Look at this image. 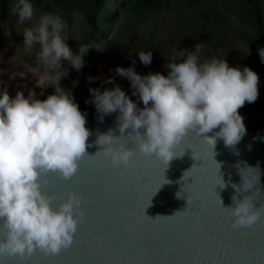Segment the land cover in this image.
Returning a JSON list of instances; mask_svg holds the SVG:
<instances>
[{
	"label": "clouds",
	"instance_id": "1",
	"mask_svg": "<svg viewBox=\"0 0 264 264\" xmlns=\"http://www.w3.org/2000/svg\"><path fill=\"white\" fill-rule=\"evenodd\" d=\"M13 11L20 23L34 15L28 0H18ZM64 27L60 16L46 14L23 32L25 52L39 45L38 66H29L28 71L36 75L43 68L54 94L40 100L28 99L21 92L14 97L6 91L0 93V227L4 230L0 256L24 258L36 250L59 254L73 244L83 216L80 196L68 192L65 200L54 208L55 198L43 191L47 184L44 177L49 173L71 179L78 171L79 162L89 156L87 149L93 146L88 143L92 133L85 126L86 115L74 102L71 92L60 86L61 79L68 75L64 62L79 71L92 46L80 45L74 53L61 34ZM200 49L201 44H197L195 51H189L186 56L181 51V57L186 58L169 63L167 76L159 72L141 76L131 67H117L116 72L130 80L133 95H138L143 108L118 85L103 92L90 89L101 120L104 115L119 112L116 117L119 135L112 129L97 132L94 144L100 150L95 155L108 159L116 168H130L137 154L155 156L166 169L170 161L183 156L184 153L178 156L176 149L192 134L212 150L218 139L226 147L239 143L246 127L238 110L245 102L252 103L258 98L259 77L248 67H230L225 59L213 58L201 63L197 55ZM260 55L264 60V49ZM138 56L145 66L151 64V51H141ZM129 142L135 146L129 147ZM237 168L241 182L231 185L236 193L232 196L234 206L223 208L230 210L233 228L251 227L264 217V205L256 208L250 196L238 197L254 187L253 179L259 182L261 173L258 178L250 179L247 173L253 167L242 168L238 164ZM220 182L219 187L225 188L221 175ZM177 197L182 198L180 192ZM218 197L222 206L223 201Z\"/></svg>",
	"mask_w": 264,
	"mask_h": 264
},
{
	"label": "water",
	"instance_id": "2",
	"mask_svg": "<svg viewBox=\"0 0 264 264\" xmlns=\"http://www.w3.org/2000/svg\"><path fill=\"white\" fill-rule=\"evenodd\" d=\"M118 115L117 111L101 120L99 113L86 119L92 133L88 143L93 146L71 179L55 173L44 177L43 191L55 198L54 208L68 192L82 198L83 216L73 244L56 255L36 250L24 258L0 256V264H264V217L251 227L233 228L234 218L223 208L234 206L231 185L241 182L238 164L254 168L247 173L250 179L261 173L259 182L253 179L254 187L238 198L248 195L254 207L264 205V137L245 126L246 134L234 147L218 139L212 150L192 134L176 149L183 156L166 169L155 156L140 154L130 168H116L95 155L100 148L94 141L97 132L109 129L119 135ZM178 211L182 212L172 216ZM3 232L0 227V237Z\"/></svg>",
	"mask_w": 264,
	"mask_h": 264
},
{
	"label": "trees",
	"instance_id": "3",
	"mask_svg": "<svg viewBox=\"0 0 264 264\" xmlns=\"http://www.w3.org/2000/svg\"><path fill=\"white\" fill-rule=\"evenodd\" d=\"M28 2L33 5L34 15L20 23L13 11L18 0H0V60L6 61L8 49L16 47L18 71L28 73L29 66L37 67L39 45L25 52L23 32L37 24L43 15L60 16L65 25L61 34L74 53L80 45L92 46L79 71L69 65L74 72L69 91L86 119L99 114L90 89L108 90L97 78L99 66L112 82L121 85L127 96L134 97L130 80L120 76L117 67H131L141 76L156 72L167 76L170 70L165 69V63L181 62L186 58L181 57V51L186 56L201 44L199 62L213 58L241 60V69L248 67L258 75V98L252 103L245 102L238 111L245 126L264 137V60L260 55L264 49V0ZM141 51H151L150 65L145 66L139 60ZM7 70L13 69L7 65ZM36 92L43 97L40 89L36 88Z\"/></svg>",
	"mask_w": 264,
	"mask_h": 264
},
{
	"label": "rangeland",
	"instance_id": "4",
	"mask_svg": "<svg viewBox=\"0 0 264 264\" xmlns=\"http://www.w3.org/2000/svg\"><path fill=\"white\" fill-rule=\"evenodd\" d=\"M16 52V47H12L8 49L6 53L7 56L5 59L8 62L0 60V93L6 91L10 96L14 97L17 92H21L28 99L40 100H44L48 95L54 94L55 89L49 84L46 78L45 70L43 68L41 69L42 71L36 75H33L30 72L21 73L20 71H18L19 69L17 70L18 65L15 61L17 54ZM33 54H36V52H33ZM171 62L173 61L164 64L165 69L170 70L167 65ZM227 63L230 67H238L241 69V60L236 61V59H231L227 61ZM7 65L9 67L11 66L13 70H7ZM15 68L16 70H14ZM67 69L68 75L67 77L61 79L60 86L62 89L69 91L71 89V81L73 80L74 72L68 64H64V71H67ZM97 78L106 86L108 90L113 89L117 85L121 88V85H119V83L108 82L109 77L106 75V72L101 66H99V68L97 69ZM36 88L41 90V93H43V97H40V95L36 92ZM129 98L137 103V106L139 108L144 107L142 101L139 100L138 95Z\"/></svg>",
	"mask_w": 264,
	"mask_h": 264
}]
</instances>
